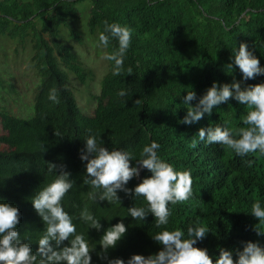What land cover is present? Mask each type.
Segmentation results:
<instances>
[{
    "label": "trees",
    "instance_id": "1",
    "mask_svg": "<svg viewBox=\"0 0 264 264\" xmlns=\"http://www.w3.org/2000/svg\"><path fill=\"white\" fill-rule=\"evenodd\" d=\"M81 3L88 14L84 27L100 46L105 22L132 30L119 75H114V61L107 60L108 71L101 79L100 101L92 117L79 110L63 71L81 81L85 78L72 48L61 41V30L79 19L77 5ZM71 36L78 37L74 31ZM0 37L16 46L29 41V63L39 77L28 116H15L0 103L4 131L0 143L7 146L0 151V203L19 209L17 231L34 254L46 225L32 200L55 179L48 163L57 165V174L61 168L70 173L74 182L62 205L74 217L77 232L94 246L91 264H108L117 258L127 264L133 255H156L162 246L154 235L165 228H180L186 234L197 222L211 231L195 246L207 249L213 264L221 249L231 251L236 260V253L248 242L264 247V222L252 215L255 202L264 207V154L257 151L242 157L198 137L201 128L217 125L235 135L246 127L243 118L249 108L232 98L198 122L181 123L187 107H195L213 83L239 82L242 90L264 83V75L244 80L234 63L239 45L246 43L264 68V0H0ZM118 47L112 39L103 48L111 54ZM53 88L59 103L49 99ZM4 89L12 91L0 80V90ZM122 90L128 93L124 97L118 95ZM189 91L196 93V99L186 106ZM89 130L101 136L102 146L130 152L135 159L141 158L144 146L155 141L165 162L178 171H191L193 195L186 202L169 205L166 226L157 228L151 213L143 221L129 215L132 207L147 208L144 198L134 194L135 187L151 176L147 169L125 185L131 195L117 192L120 203L88 198L91 188L83 184L87 162L80 157ZM193 140L197 141L195 148ZM130 163L137 166L135 160ZM85 207L100 220L99 231L75 219ZM120 222L127 232L108 250L107 259H101L102 236ZM65 246L70 242H63L61 248Z\"/></svg>",
    "mask_w": 264,
    "mask_h": 264
},
{
    "label": "clouds",
    "instance_id": "2",
    "mask_svg": "<svg viewBox=\"0 0 264 264\" xmlns=\"http://www.w3.org/2000/svg\"><path fill=\"white\" fill-rule=\"evenodd\" d=\"M132 30L119 23L108 24L99 35L100 44L107 48L110 40L118 41V50L105 54L106 60L114 61V75H119L123 70L124 57L130 46ZM234 63L243 74L244 80L254 79L264 75V68L260 67L259 59L248 50L246 43L239 45L234 54ZM231 69L232 65H228ZM131 75V69H128ZM126 91H120V97L126 96ZM234 98L240 104L249 108L243 118L246 127L239 128L235 135L226 127L220 125L201 128L198 132L200 141L209 144H220L233 150L239 156L259 152L264 154V83L249 85L242 90L239 82L218 86L213 83L206 94L199 100L195 107H187V115L181 123L191 125L203 119L205 114L211 115L213 109L220 104ZM49 99L59 103L57 90L50 91ZM196 99L194 91L187 92L184 103ZM138 102V101H136ZM85 139V147L81 149V160L86 161V177L83 184L89 186L87 193L90 200L120 203L118 191L131 195L132 190L125 187L133 177L140 175L141 169H147L151 176L144 178L135 189V197H143L147 208L132 207L128 209L129 215L134 220H145L151 213L155 217L157 228L169 223L171 212L169 205H176L188 201L192 195V174L190 170L178 171L174 166L165 162L159 155L160 145L153 141L143 147L140 159H135L132 153L121 150H109L102 146L104 141L101 136L91 134ZM238 137V138H237ZM197 146L193 140L192 147ZM136 161V167L131 166V161ZM49 171H55V179L40 190L32 200L36 212L42 218L46 229L38 240L39 248L33 253L29 243H23L17 226L20 223V212L9 203H0V264H91L90 253L94 246L85 239L83 233L77 232L74 217L65 211L62 201L72 189L73 181L69 179L70 173L59 169L57 165L48 163ZM252 215L264 222V207L259 201L252 205ZM75 219L83 221L90 229L100 230V220L85 207ZM211 230L199 222L187 228V233L175 228L158 232L152 238L162 246L156 255L145 257L133 255L127 264H213L207 249L196 247L198 241H203ZM127 232L123 222L117 223L106 230L100 240L103 252L98 254L101 259H107V252L115 248L117 243ZM258 234H260L258 232ZM69 241L70 246L61 248L63 242ZM52 242H55L53 247ZM238 259H233V253L221 249L215 264H264V247L257 243L248 242L243 251L236 253ZM108 264H125L123 259H112Z\"/></svg>",
    "mask_w": 264,
    "mask_h": 264
},
{
    "label": "rangeland",
    "instance_id": "3",
    "mask_svg": "<svg viewBox=\"0 0 264 264\" xmlns=\"http://www.w3.org/2000/svg\"><path fill=\"white\" fill-rule=\"evenodd\" d=\"M82 6V3L77 5L79 19L70 22L68 28L61 30V41L72 48L81 63L85 78L81 81L68 70L63 69V71L79 110L84 116L92 117L100 101V83L108 71V66L107 60L103 58L104 48L84 27L88 14L82 10ZM71 31H74L78 37H72ZM18 40L19 37H16L15 42ZM30 58V44L27 39L23 45L16 46L0 37V80L4 86L12 87L10 93L7 89L0 90V103L13 115L19 117L29 115L39 81L37 73L30 66ZM1 135H4V131L0 128ZM6 150L7 146L0 143V151Z\"/></svg>",
    "mask_w": 264,
    "mask_h": 264
}]
</instances>
